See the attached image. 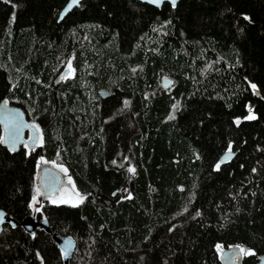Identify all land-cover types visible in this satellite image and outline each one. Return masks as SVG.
Masks as SVG:
<instances>
[{
  "label": "trees",
  "instance_id": "16d2710c",
  "mask_svg": "<svg viewBox=\"0 0 264 264\" xmlns=\"http://www.w3.org/2000/svg\"><path fill=\"white\" fill-rule=\"evenodd\" d=\"M67 2L0 0V103L41 136L34 150L0 143V209L72 237L69 264H222L218 246L236 245L258 264L264 0H86L59 21ZM42 159L68 168L82 204L33 211ZM0 264L64 261L51 234L5 224Z\"/></svg>",
  "mask_w": 264,
  "mask_h": 264
},
{
  "label": "water",
  "instance_id": "95a60500",
  "mask_svg": "<svg viewBox=\"0 0 264 264\" xmlns=\"http://www.w3.org/2000/svg\"><path fill=\"white\" fill-rule=\"evenodd\" d=\"M86 0H80L79 4H73L72 0H68L64 8L59 14V21H63L70 13H72L76 8L80 7L81 4ZM143 4H148L155 8H162L165 3L171 4L170 0L157 6L154 3H150L149 0H137ZM180 0H176V5ZM71 5V7H70ZM172 5V4H171ZM175 5V6H176ZM172 85V80L169 77H164L161 80V86L163 88H169ZM103 98H106L109 93L106 91H101ZM0 126L3 128V138L7 140V143H4L5 147L12 151L17 152L23 145L29 144L30 142L25 139L27 131H30L32 134V140L37 137L36 128L30 123L28 117L24 110L19 106H12L8 103H0ZM13 136L15 137L13 141ZM15 143V150H11V144ZM229 152V151H228ZM225 152L221 157L225 162L230 161L235 157V153L231 151L230 155ZM224 162V163H225ZM41 199L47 201L49 197L57 192L60 187L68 186L69 184L64 181L62 175L53 167H44L38 174ZM0 212L5 214V220L3 223H0V235L5 224H9L12 227H17L20 225L23 230L30 234L34 235L38 229L44 230L47 233L52 235L53 241L60 248L63 253L64 264H69L70 259L73 256V253L76 249V242L72 237L64 236L60 232H52L50 225L47 220H39L35 216H29L25 218L21 223L16 221L13 217L8 216L7 213L0 209ZM46 221V222H45ZM243 247L245 250H251V248L245 245H236L229 248H224L219 246L218 250L220 252V261L222 264H244V259L248 255H243L240 253L239 249ZM253 252V251H252ZM258 264H264V255H259Z\"/></svg>",
  "mask_w": 264,
  "mask_h": 264
},
{
  "label": "rangeland",
  "instance_id": "374dc122",
  "mask_svg": "<svg viewBox=\"0 0 264 264\" xmlns=\"http://www.w3.org/2000/svg\"><path fill=\"white\" fill-rule=\"evenodd\" d=\"M85 70H87V66H84L83 69H82V71H85ZM92 97L94 99L93 93H92ZM42 160L46 161V163H41V161H40V166H39L40 167V171L44 167H48V166L53 167L62 175L64 181L67 182L69 185L60 187V189L57 192H55L54 194H52L47 201H43L41 199V192H40V194L37 195V197H36L37 200L39 201V203L34 204V206L32 207L33 211L35 213H37L35 211V208L36 207L41 208V206L44 203H49V204H52V205H68V206H73L74 204H76L78 206V205L82 204V203H79V200H80V197H84V196L75 187L73 176H72L71 172L68 170V168L66 166H64V165H60V164H57V163L49 162V161H47L45 159H42ZM61 168L66 169V172L65 171H61ZM129 177H130L129 180H131L132 177H133V172H131L129 174ZM130 195L131 194H130V191H129L128 187L124 188L123 197L124 198H129ZM32 204H33V202H32Z\"/></svg>",
  "mask_w": 264,
  "mask_h": 264
},
{
  "label": "snow or ice",
  "instance_id": "6c2138e0",
  "mask_svg": "<svg viewBox=\"0 0 264 264\" xmlns=\"http://www.w3.org/2000/svg\"><path fill=\"white\" fill-rule=\"evenodd\" d=\"M72 2H73V4H79L80 0H72ZM149 2H150V3H154V4H156L157 6H160V4H162V3H164V2H167V0H149ZM170 2H171V4H172V6L175 7V5H176V0H170ZM70 7H71V5H70ZM245 19H248V18L245 17ZM72 73H73V69H72V67H71V62H69V63H68V66H67V75H63V76L61 77V79H65V78H67V76H70ZM251 87H252L253 89H256V85H255V84H252ZM5 103H6V102H5ZM125 103H127V102H125ZM174 107H175V106H174ZM170 118H172V117H170ZM247 118H248V119H255L256 117H255L254 115H249V117H247ZM237 123H239V121H237ZM14 139H15V137L13 136V141H14ZM7 142H8V141L5 140V138L0 137V143H7ZM15 147H16V145H15V143L13 142V143L11 144V150L14 151V150H15ZM26 147H27V145H26ZM230 154H231V145L229 146V152L226 154V157H227V155H230ZM224 162H225L224 159H222L220 162H218V164L216 165V169L218 170L219 167H220V164H221V163H224ZM41 163H46V161L41 160ZM61 171H65V172H66V169L61 168ZM129 171L134 173V172H135V169L130 168ZM37 195H39V190H37ZM83 200H84V197H80L79 203H83ZM54 202H55V201H54ZM36 203H39V201L37 200L36 196H34V197H33V204H31L30 207H33L34 204H36ZM73 206L75 207V206H77V205L74 204ZM35 211H36V212H40V211H41V208L36 207V208H35ZM4 220H5V214H4L3 212H0V223H3ZM45 222H46V221H45ZM218 247H219V246H218ZM239 251H240V253H242L243 255H254V253H253L251 250H245L243 247H240Z\"/></svg>",
  "mask_w": 264,
  "mask_h": 264
},
{
  "label": "flooded vegetation",
  "instance_id": "af4514ba",
  "mask_svg": "<svg viewBox=\"0 0 264 264\" xmlns=\"http://www.w3.org/2000/svg\"><path fill=\"white\" fill-rule=\"evenodd\" d=\"M63 75H67V71L63 74ZM71 77H74L73 75H70ZM69 76H67V78H68ZM70 77V78H71ZM66 79V78H65ZM65 79H62V81H65ZM13 106V105H12ZM29 120V119H28ZM31 123V122H30ZM36 131H37V137H35L34 138V140H32V134H31V132L30 131H27V133H26V136H25V139L27 140V141H29L30 143L29 144H25V145H23L22 147H24V148H27V149H29V150H34L35 148H38L39 146H40V143H41V136H40V132H39V130L38 129H36ZM26 145H27V147H26ZM21 147V148H22Z\"/></svg>",
  "mask_w": 264,
  "mask_h": 264
}]
</instances>
